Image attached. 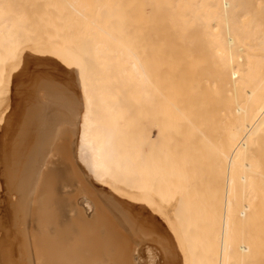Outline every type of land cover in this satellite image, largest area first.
Instances as JSON below:
<instances>
[{"label": "bare ground", "instance_id": "obj_1", "mask_svg": "<svg viewBox=\"0 0 264 264\" xmlns=\"http://www.w3.org/2000/svg\"><path fill=\"white\" fill-rule=\"evenodd\" d=\"M263 5L264 0H0V264H138L125 231L112 220H103L104 226L100 217V224L88 226L63 221L66 172L59 165L43 175L22 212L26 175L21 171L17 178L13 167L24 161L23 147L39 128L32 104L37 87L48 86L44 79L65 86L80 105L74 159L138 225L160 238L161 257L172 264H231L235 254L243 264L256 257L257 237L246 230L236 236L234 218L247 219L264 203V171L257 170L264 158ZM42 71L46 75L38 81ZM54 97L73 106L68 96ZM203 177L217 191L214 217L205 216L203 224L213 233L199 252L193 250L195 238L185 243L178 220L185 212H201L205 196L184 201L169 190L175 181L198 183ZM178 192L176 187L173 194ZM63 233L80 239L68 248L60 242Z\"/></svg>", "mask_w": 264, "mask_h": 264}, {"label": "rangeland", "instance_id": "obj_2", "mask_svg": "<svg viewBox=\"0 0 264 264\" xmlns=\"http://www.w3.org/2000/svg\"><path fill=\"white\" fill-rule=\"evenodd\" d=\"M262 13H264V11ZM56 73H57L58 77H59V75L61 76V78H59L61 80L62 77H63L62 76V73H61V68H58V70L56 71ZM43 74L46 75V72H43L42 71V72H40L38 74V77H40V78H38V81H41L42 80L41 77H42ZM65 80H66V78H65ZM48 81L50 83H48ZM41 82L43 83V86L48 85L49 87L48 86L47 87H42L41 86L42 84L39 85L40 88L42 87L41 90H39V86L37 87V89H38L37 90V94H36V96L33 99V103L34 102L35 103L32 104V105H34L33 108H35V112L33 114L34 115L33 117L35 118L37 116L35 114H38V113L39 114H38L37 117H41V118H38V119L35 118L36 121L34 119V121L36 122V123L34 122V124L37 125V126H35V128H38V126H39L38 129H34V134L36 132L38 133V132L44 130V133H46V134L38 133V135H37V136H39V134H41L39 136L38 140H40V138L44 135L41 138V140H44V143L40 144V146H39L38 145L39 144L38 142L41 143V140L40 141L33 140V139H37V137H36V134L37 133L34 135L35 138L32 136L33 138H31V141L33 143L29 141L28 143H30V144H27L25 147H23L24 150L26 149L24 151V154H26V151L28 153V154L25 155V157H24L25 159H23L24 161L23 162L21 161L19 163L20 166H19V164H17V166L15 164V166L13 167L17 171V172H15V169H13L14 172L16 173L15 176L17 178H20L21 177V176H19V174L22 175L21 174V171H22V173H25L26 177L24 178L23 181H25V184L26 185L28 184L27 183L28 181L30 182V179H31L30 184L33 182L32 185H30V184L27 185V187L29 189L28 188L26 189V185H24V183H22V185H21V189L22 190L20 189L21 190V192H20V202L21 203L20 204H22L21 205L22 212L24 211V206H25V203L27 201V197L29 196L30 192L35 189L32 195L34 196L36 194V186L39 185V182L42 180L43 175H47L48 173L50 174V172L52 173L55 170V167H58V165H59V167L61 169H63L62 172H64V171L66 172V173L63 174L64 176H62L63 177V180L66 181V182L69 181V182H67V184L69 183V185H70L69 187H71V189H72L71 191H69L70 188L66 187V188H68L66 190L65 186H67V184H65V182L62 181L63 185H61V189H60V192H61L62 196L64 197V198H62V200L63 201L65 200L66 202L69 200L68 201V204L65 201H64V203H66V204H64L62 202L64 207L61 206V208H60L61 210L63 209V212H61V218L64 219L63 221L66 220L67 222L73 224V226H80V225H87L88 226L89 224H92L93 222L94 223L96 222V224H100L97 221L98 220L97 217H100L101 220H102L101 221V224H103L102 226H104V224L106 222L109 223V224H113L114 223L118 227V229L122 231V233L125 231V233H123L124 234V237H125V239H127L128 242L131 243V245L135 249V252H136V255H137V256H135V258L138 261L137 262L138 264H160V263L161 264H164V263L166 264L167 262H168V264H172V262L169 259H167V257L166 258L165 257H161L162 254L161 255L159 254L161 252L163 253V251H164L163 250L164 249V245H162V243L160 241V238L156 234H154L149 228L148 229L146 228V230H145V227L143 225H141V224H140L141 226L138 225L140 222L137 223L136 222V219L133 216H131V213L129 211H127L124 207L121 208L122 205L119 203V201L117 199H114V196H111L112 195L111 193L105 192V190L103 189V187H101V185L99 183L95 182L91 177H89V175L85 171V169L78 163V161H76V158L74 159V157H76V155H75L76 141L75 140H77V129H78V118H79L78 116H79V112H80V105L78 104V101H76V99H75L76 97L73 94H71V92L68 91V89H66L65 86H63L62 84L58 83L55 80L44 79ZM44 88L47 91L46 90H43ZM60 88H63L62 91H61ZM58 90H60V91H58ZM41 92H42V94H40ZM44 92H45L46 95L44 94ZM62 92H64V93H62ZM57 94H58V96L59 95H63V97H67L68 96L67 97L68 99L67 98L66 99L69 100L70 103L73 102L71 104L73 106L76 105V103H75V101H76L77 104L79 105V106L77 105L78 108L76 106L75 107L77 109L76 108H72L73 106L70 107L68 104H65L62 99L55 98V97L53 98V96H56ZM51 96H52V99H50V101L48 103V106L47 105L46 106L43 105L42 103L45 102L47 99L51 98ZM22 97H23V95L21 97H17V98H22ZM37 99L38 100L40 99L39 101H41V102L37 101ZM72 99H73V101H72ZM36 103H38V105H35ZM40 103H41V105L39 106ZM41 108H43V109H41ZM47 108H48V110H47ZM59 112H60V114H59ZM56 114H58V115L55 116ZM45 115H47V116H45ZM47 117L50 118V119H47ZM31 119H33V118H31ZM54 119H56V121ZM44 120H45V122H43ZM46 120L48 122H46ZM41 121L43 122L42 123L43 125L41 124ZM47 123H49V124H47ZM40 124L43 126V129H42V127H40ZM50 125L53 126V127H51ZM46 127H49V128L48 129H44ZM50 128H54L55 130L54 129L51 130ZM47 132H49V133H47ZM48 138H49V140H48ZM35 141H37L38 144ZM36 144H37V146H36ZM60 144L62 146H59ZM41 145H43L42 147L45 146V148H42ZM57 147L60 148V149H58ZM37 148L38 149H41L42 151L41 150H37ZM55 148L57 150H59V151H57V153L55 152L56 151ZM35 149H36V151H35ZM44 149H46V150H44ZM61 149H63V150H61ZM65 149L67 151H64ZM30 150L34 151V154L36 156H34V154L32 155L31 153H33V152L30 151ZM260 150H261L260 147L256 150V154H257L258 158H259V156H261L260 155V152H259ZM28 151L31 152V153H29ZM37 151L40 154V156H39V154L36 153ZM40 151L43 154H41ZM60 151H61V153L62 152L65 153L66 152L67 156L69 155L70 157L69 156L68 157L65 156L64 153H62L64 156L62 154L60 156H56V154H58V153L60 154ZM28 155L29 156H32V157L34 156L35 159H33L34 157L33 158L32 157L30 158ZM72 155H73V157H72ZM28 158H30V159H28ZM29 160H30V162L28 163ZM25 161H27V162H25ZM67 161L72 164L71 167H70V164ZM73 161L75 162V166L73 164ZM32 162L33 163H37V164H35V167H34V164H33V166H30V164ZM38 162H39V164H38ZM67 163L69 164V167H68V164ZM258 163H259V167L257 168V170L258 171H264V158H262V159L259 158V162ZM21 164H22L23 167L26 166L28 170H26L25 167L24 168H21ZM32 167H34V168H32ZM66 167L68 169L70 168L71 170L73 169V172L72 171H69L71 174H68L69 172H68V170H67ZM31 168L34 169L33 172H32V169ZM19 169H21L20 172H19ZM22 169L25 172H23ZM76 169H79V170L76 171ZM194 170H195V168H194ZM29 171H31L32 173H36V174H33L35 176H33L31 172L29 173ZM26 173L29 175V177H28V175ZM72 173L74 174V176H73ZM65 174H67V175L65 176ZM36 175H37V177H36ZM71 176L75 178L76 182L74 180H72L73 178ZM33 177H34V179H33ZM191 179L192 178L188 179L189 181H187L186 184H183V185H179L175 181V184H173L172 189L169 190V192H170V197H174V195H177V197H178L180 195L179 198H181V200H184V201H187L190 198L192 200V199H195V198L200 197V196H203V195L205 196V199L204 200L201 199L202 200L201 201V203H202L201 212H199L198 214L197 213H195L193 215L191 214L193 217H189L190 215L185 212L184 215H182V219L180 218L178 220L179 223H180L181 220L184 223V226H183V229H182V234L184 235V241H185V243H187V241H188L189 238H195L196 239V243L193 245V250L200 252V251H202L203 246L206 244L207 239L210 238L212 236L211 234L213 233L212 230H209V228L208 227H205L203 224H204V219H205L204 217L205 216L208 217V219H210V220H212L213 217H214V214L212 212V210H213V202H212V199H213V196L212 195L213 194H212V192H214L215 189L217 191V188L215 187V189H214L215 183L210 178H204L203 177V178H201L200 181H198V183H194V181L196 182L195 179H194V181L192 180L190 182ZM187 183H189V184H187ZM73 184H75V185H73ZM85 184H87L88 186H86ZM83 185H85V186H83ZM23 186H24V188H23ZM34 186H35V188H34ZM79 186H80V188H79ZM74 187H76L75 190H74ZM176 187H178V189L181 190V193L180 194H179V192L176 193V194H173L174 189ZM189 188H191V190ZM82 189L85 190V191H83V193L81 192ZM88 189H89V191H87ZM76 190H77V192L79 191V194L76 193ZM192 190L195 191V192L198 191L197 192L198 194L197 195H196V193L194 194V192ZM205 191H207V192H205ZM88 192H89V194H87ZM67 193L69 195H70V193L73 194L74 197H71L72 194L70 195V198L72 200L69 198V196H68ZM23 194H24V196H23ZM76 195H79V196H76ZM85 195L89 196V200H88L87 196L85 197ZM21 196H22V198H21ZM93 196L95 198H93ZM100 196H102V197H100ZM65 198L68 199V200H66ZM73 198L75 199V201H74L75 205L72 203L73 200H74ZM80 198H82V199H80ZM92 198L93 199H96V200H94L95 202H93V199ZM111 198H113L114 201ZM21 200H23V203H22ZM79 200H81V201H79ZM91 200H92L93 203L91 202ZM105 201H106V203H105ZM115 201L116 202L118 201L117 204L115 203ZM80 202H81V204L83 206L84 205L85 206L83 207L81 204L79 205ZM88 202H89V204H92V208H91V205L88 204ZM107 203H108V206L110 208H108ZM93 204H95V205H93ZM109 204H111V206ZM118 204H119V206H117ZM76 205H77V207L74 208V206H76ZM97 205H100V207L97 206ZM67 206H69V207H67ZM80 207L83 210V213H82L81 210H79ZM261 207H264V203L262 205H259L256 208V210L247 219L246 218L243 219L242 217H240L237 214H236L237 216H235V218H234V222H235L234 223V231H235L236 236L240 232L243 233L246 230L245 233L247 232L248 235H255V237H257L255 239H253L252 241H253V243H255L256 245L259 246L258 254L256 255V257H253V258L252 257H249V258L243 260V264H264V260H261V258H262L261 256H262V253H263L262 250H264V239H261V237H262V230H264V211H263V209ZM88 208L91 210L90 212L88 211L89 210ZM94 208H95V210H94ZM85 210L88 212L87 213L88 217L86 215V211ZM117 210H118V212H116ZM100 211H101V214L99 213ZM125 211H127V212H125ZM102 213L105 214V215H103ZM82 214H84V216ZM115 214H118V217L120 216L121 219L118 218V217H116ZM99 215H102V216H99ZM113 216H115L116 220L117 219H119V220H117V221L114 220L115 218L113 219L112 218ZM22 217H23V221H24V215ZM126 217H128V218H126ZM190 219H194L195 222L190 221ZM103 220H106V222L105 221L103 222ZM111 220H112L113 223L111 222ZM63 221H61V222H63ZM120 221H121V223H120ZM102 226L100 225L99 229L102 230V228H103ZM133 229L135 230L134 234L132 233L134 231ZM24 232H25L24 233L25 246H26V249H28L27 248L28 245H27V239H26V228H25V224H24ZM145 232L147 233V236H144V235H146ZM249 232H252V233H249ZM137 233H140V234H137ZM148 235H150V236H148ZM77 236H78L77 234L75 236L73 233H68V234L63 233L60 236V242L61 243L64 242L66 244V246L68 248H70V247L73 246L74 241L78 237L80 239V236H78V237ZM152 236H153V238L150 239V237H152ZM139 239H142V240L140 241ZM146 240H147V242H146ZM148 240H150V242ZM152 240H154V241H152ZM140 242L144 246L147 244V246L149 247V249H148V247L142 246ZM152 242H153L154 245L152 244ZM155 244H157V245L155 246ZM143 247L146 248V249H144ZM154 247H157L158 249L157 248L155 249ZM152 248H153V251H152ZM169 249L172 250V248H170V246H169ZM148 250H150V251H148ZM154 250H155V253H154ZM144 251H145V253H144ZM139 253L142 254V255H140ZM146 253H147L148 256H146ZM153 253H154V255L156 254L157 257L156 256H153V258H152ZM159 257L163 258V261L161 260V258L159 259ZM159 260H160V262H159ZM175 260H178V259L176 258ZM230 262H231V264H238L240 262V260H239L238 256L235 254L234 255V259L230 260ZM30 263L31 262L29 260V264Z\"/></svg>", "mask_w": 264, "mask_h": 264}]
</instances>
